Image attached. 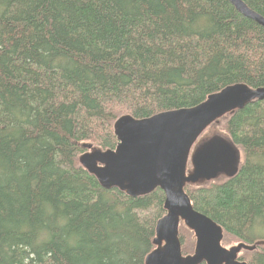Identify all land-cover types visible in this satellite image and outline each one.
<instances>
[{
	"label": "trees",
	"instance_id": "trees-1",
	"mask_svg": "<svg viewBox=\"0 0 264 264\" xmlns=\"http://www.w3.org/2000/svg\"><path fill=\"white\" fill-rule=\"evenodd\" d=\"M242 1L264 17V0ZM236 84L264 88V27L229 0H0V264H146L164 192L103 188L84 145L115 150L120 118ZM213 127L241 150L239 171L185 192L226 248L256 246L241 256L264 264V101ZM180 240L191 254L184 223Z\"/></svg>",
	"mask_w": 264,
	"mask_h": 264
},
{
	"label": "water",
	"instance_id": "water-1",
	"mask_svg": "<svg viewBox=\"0 0 264 264\" xmlns=\"http://www.w3.org/2000/svg\"><path fill=\"white\" fill-rule=\"evenodd\" d=\"M245 17L264 27V17L242 0H229ZM264 101V88L251 89L236 84L212 94L193 108L162 112L146 119L124 116L115 123L118 146L115 150L95 152L82 159L103 188H120L130 197L146 196L157 189L165 194L167 214L157 223L153 250L146 264H246L236 261L240 245L230 250L221 245L223 229L194 209L185 192L187 183L216 178L213 154L196 157L191 175L187 163L191 150L204 131L223 116L243 109L252 101ZM85 144L84 148L92 149ZM183 221L196 235L193 256H184L179 238ZM250 251L255 247L248 248Z\"/></svg>",
	"mask_w": 264,
	"mask_h": 264
},
{
	"label": "flooded vegetation",
	"instance_id": "flooded-vegetation-1",
	"mask_svg": "<svg viewBox=\"0 0 264 264\" xmlns=\"http://www.w3.org/2000/svg\"><path fill=\"white\" fill-rule=\"evenodd\" d=\"M204 153H206V154H213V155H215L216 158H217V159L215 160V162L213 163V165H212L213 170H214L213 173L215 174L216 172L221 171V172L218 173V174H219V175H222V176H221V178H218V177H219V175H218V177H217V178H214L213 180L223 179V178H225V177H227V178H232V177H234V176L238 173V171H239V165L236 166V164L234 163L235 160H230L229 157H228L227 155H225L223 149H222V148H221L216 142H212V143H211L210 145H208L207 147H205V148H203V149H199V150L196 151V152H194V150L191 151V153H190V155H189V159H188V161H190L192 164H194V161H195L196 157L199 156V155H201V154L203 155ZM240 163H242V162H240ZM187 164H188V163H187ZM216 169H217L218 171H216ZM193 171H194V169H193ZM193 171L190 172V173H188L187 175H188V176L191 175V174L193 173ZM182 223H184V222L181 221V223H180V227H181V224H182ZM184 224H185V223H184ZM186 227H187V226H186ZM187 228H188L190 231H192L189 227H187ZM222 229H223V228H222ZM192 232L194 233V237H195L194 250H193V252H192L191 254H189V255H185V254L183 253L184 256H193V255L195 254V250H196V242H197V240H196L195 232H194V231H192ZM179 238H180V229H179ZM223 239H224V233H223ZM221 245H222L224 248H226V247L223 245V240H222V242H221ZM240 245L247 246L248 248L255 247V246H248V245H246V244H244V243H239V244H237L235 247H238V246H240ZM235 247L226 248V249L230 250V249L235 248ZM248 248H244V247L241 248V251L238 253L237 258H236V261H237V262H239V263H246V264H249V262L245 260V258L243 257V255L241 256V254L244 253L245 251H250V249H248ZM155 249H156V248H155ZM155 249H154V250H155ZM182 252H183V251H182ZM204 263L206 264V262H202V264H204Z\"/></svg>",
	"mask_w": 264,
	"mask_h": 264
},
{
	"label": "rangeland",
	"instance_id": "rangeland-1",
	"mask_svg": "<svg viewBox=\"0 0 264 264\" xmlns=\"http://www.w3.org/2000/svg\"><path fill=\"white\" fill-rule=\"evenodd\" d=\"M212 142H216L223 149L225 155H227L230 160H235L234 163L236 164V166L237 165H239V167L241 166V164H242V163H240L241 157H242L241 150L238 148V146L233 145V143L229 137H227L225 134L218 131L215 127L207 130L203 135H201L200 138H198V140L196 141L195 145L192 148V151L194 150V152H196L199 149H203V148L207 147L208 145H210ZM96 151L97 150L89 151L86 155H91V154L95 153ZM81 165L84 166L83 163H81ZM216 171H218V170L216 169ZM220 172L221 171L216 172L217 173L216 178L218 177V175H219L218 173H220ZM221 176L222 175H219L218 178H221ZM204 182H207V181L201 180L198 184H203ZM257 233L259 235H261L262 237H264V229L263 230L258 229ZM256 245L264 246V241H260Z\"/></svg>",
	"mask_w": 264,
	"mask_h": 264
},
{
	"label": "bare ground",
	"instance_id": "bare-ground-1",
	"mask_svg": "<svg viewBox=\"0 0 264 264\" xmlns=\"http://www.w3.org/2000/svg\"><path fill=\"white\" fill-rule=\"evenodd\" d=\"M154 116H155V115H154ZM152 117H153V116H152ZM149 118H150V117H149ZM83 157H84V155H83V156H81V159H82ZM83 164H84V163H83ZM84 166H85V167H84ZM84 166H83V167H84L85 169H87V167H86V165H85V164H84ZM87 170H88V169H87Z\"/></svg>",
	"mask_w": 264,
	"mask_h": 264
}]
</instances>
